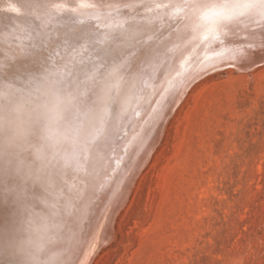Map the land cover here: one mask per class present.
<instances>
[{
	"label": "bare ground",
	"instance_id": "obj_1",
	"mask_svg": "<svg viewBox=\"0 0 264 264\" xmlns=\"http://www.w3.org/2000/svg\"><path fill=\"white\" fill-rule=\"evenodd\" d=\"M262 11L0 0V264H90L192 84L264 64Z\"/></svg>",
	"mask_w": 264,
	"mask_h": 264
},
{
	"label": "rangeland",
	"instance_id": "obj_2",
	"mask_svg": "<svg viewBox=\"0 0 264 264\" xmlns=\"http://www.w3.org/2000/svg\"><path fill=\"white\" fill-rule=\"evenodd\" d=\"M229 68L192 84L90 264H264V64Z\"/></svg>",
	"mask_w": 264,
	"mask_h": 264
},
{
	"label": "snow or ice",
	"instance_id": "obj_3",
	"mask_svg": "<svg viewBox=\"0 0 264 264\" xmlns=\"http://www.w3.org/2000/svg\"><path fill=\"white\" fill-rule=\"evenodd\" d=\"M259 14H260V15H264V11L260 12ZM205 38H207V37H205Z\"/></svg>",
	"mask_w": 264,
	"mask_h": 264
}]
</instances>
